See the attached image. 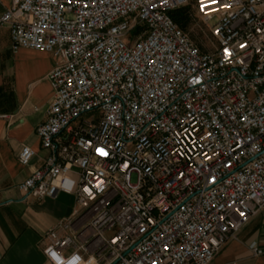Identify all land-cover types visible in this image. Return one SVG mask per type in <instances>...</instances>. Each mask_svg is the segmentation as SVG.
<instances>
[{"label": "built area", "instance_id": "built-area-1", "mask_svg": "<svg viewBox=\"0 0 264 264\" xmlns=\"http://www.w3.org/2000/svg\"><path fill=\"white\" fill-rule=\"evenodd\" d=\"M0 27L56 61L36 129L49 157L18 187L76 199L48 262L212 264L264 209V0H11Z\"/></svg>", "mask_w": 264, "mask_h": 264}, {"label": "crops", "instance_id": "crops-1", "mask_svg": "<svg viewBox=\"0 0 264 264\" xmlns=\"http://www.w3.org/2000/svg\"><path fill=\"white\" fill-rule=\"evenodd\" d=\"M11 0H0V17ZM51 54L11 48L8 28L0 27V264H51L44 255L47 234L76 209L73 195L36 200L19 190L49 157L36 129L47 118L52 101L48 74ZM24 146L36 156L29 166L19 162ZM261 250L253 256L251 248ZM212 264H264V209L229 241Z\"/></svg>", "mask_w": 264, "mask_h": 264}, {"label": "rangeland", "instance_id": "rangeland-1", "mask_svg": "<svg viewBox=\"0 0 264 264\" xmlns=\"http://www.w3.org/2000/svg\"><path fill=\"white\" fill-rule=\"evenodd\" d=\"M182 29L202 51H213L215 42L210 37L209 30H207L201 23L191 20L187 27ZM85 118L89 119L90 115L85 116Z\"/></svg>", "mask_w": 264, "mask_h": 264}, {"label": "trees", "instance_id": "trees-1", "mask_svg": "<svg viewBox=\"0 0 264 264\" xmlns=\"http://www.w3.org/2000/svg\"><path fill=\"white\" fill-rule=\"evenodd\" d=\"M172 17L181 28H186L189 23V18L184 10H178L172 14Z\"/></svg>", "mask_w": 264, "mask_h": 264}, {"label": "snow or ice", "instance_id": "snow-or-ice-1", "mask_svg": "<svg viewBox=\"0 0 264 264\" xmlns=\"http://www.w3.org/2000/svg\"><path fill=\"white\" fill-rule=\"evenodd\" d=\"M225 7H228V5H225ZM241 47H243V45H241ZM225 54L226 55H230V53L228 52L227 49H225ZM97 152H98V154H100L102 156H106L107 155V153L102 148H97ZM125 166H127V165H125ZM241 215H243V213H241Z\"/></svg>", "mask_w": 264, "mask_h": 264}]
</instances>
